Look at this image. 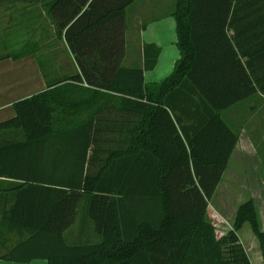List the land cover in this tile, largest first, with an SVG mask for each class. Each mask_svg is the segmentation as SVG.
I'll use <instances>...</instances> for the list:
<instances>
[{
	"label": "trees",
	"instance_id": "1",
	"mask_svg": "<svg viewBox=\"0 0 264 264\" xmlns=\"http://www.w3.org/2000/svg\"><path fill=\"white\" fill-rule=\"evenodd\" d=\"M134 1H52L80 73L16 100L0 121V259L251 264L239 236L248 222L264 264L253 199L222 237L208 214L239 141L225 113L264 95V0H175L180 57L153 83L156 43L143 45V65L122 64ZM80 93L101 102L77 110ZM81 205L98 241L66 237Z\"/></svg>",
	"mask_w": 264,
	"mask_h": 264
},
{
	"label": "rangeland",
	"instance_id": "2",
	"mask_svg": "<svg viewBox=\"0 0 264 264\" xmlns=\"http://www.w3.org/2000/svg\"><path fill=\"white\" fill-rule=\"evenodd\" d=\"M46 2L47 0H0V12L5 13V17L8 18V14H15L16 18H12L13 20L10 19L8 22L11 24L13 22L19 24L21 47L23 45L25 46L23 51L28 50L27 46L32 40V38H29L30 41L27 39L28 28L26 16L30 8L33 12L37 8L41 10H39V19L36 18L37 35H35V41L37 43L34 47L38 48L47 42V38L42 35L48 33L47 27L49 26L51 27L50 35L53 39L52 46L55 47V50L59 53L65 47L63 46V37L59 34L54 20L52 18H44L43 11H46L45 8L48 6ZM174 6L175 0H135L126 11V19L128 22L127 39L129 42L135 43L134 40L137 38L140 25L144 20H148L147 18L150 16L166 14L172 11ZM2 23L3 25L7 24V20H2ZM5 30L7 29L5 28ZM137 42H139L138 38ZM0 54H6V52ZM67 54L68 56L65 55V57L69 59L68 61H71V54L68 52ZM262 97L264 99V95ZM258 98H250L241 104L239 108L237 107L235 114L237 112L239 115L234 116V119L225 113L233 129L239 132V138L243 128L248 132L247 134H249L252 141L251 144L256 148L260 158H257L252 151L247 152L242 147V144L240 145L241 148L236 150L229 161L224 176L209 205V218L215 226L218 237L224 236L233 228L238 207L249 199L254 200L260 225V219H262L261 228L263 227L264 229V104H257L255 111L250 110L252 114H249V110L247 109L252 105V101L255 102ZM78 236L82 240L91 238L93 241H98L100 239L95 232L92 221L86 216L83 205L78 209L75 223L66 232V237L69 242L81 240ZM239 236L240 241L250 257L251 264H263L259 241L248 222L239 231ZM13 240L15 239L13 238Z\"/></svg>",
	"mask_w": 264,
	"mask_h": 264
},
{
	"label": "crops",
	"instance_id": "3",
	"mask_svg": "<svg viewBox=\"0 0 264 264\" xmlns=\"http://www.w3.org/2000/svg\"><path fill=\"white\" fill-rule=\"evenodd\" d=\"M52 1L53 0H47L46 2L48 6L45 8L46 11H43L44 18L53 19L50 11L53 3ZM36 10L33 12L30 8L28 15L26 16L28 28L27 39L30 41L29 38H32L31 42H29L27 46V51L30 53L19 58H17L14 54L21 50L23 51L25 47L24 45L21 47L20 26L14 22L12 24L8 22V20L16 18L15 14H8L7 18L5 17V13L0 12V53L6 52V54H0V121L6 120L15 115L14 102L16 100L45 91L51 88L49 85L50 83H55L62 78L80 73V68L75 60L74 54L70 51L64 38L63 46L65 47L61 50V52L58 53V51L55 50V47L52 46L53 39L50 35V26L47 27L48 33L42 35L47 38V44L43 43L38 48L34 47L37 43V41H35V35H37L36 18L39 19L41 11L38 8ZM172 12L173 10L166 14L155 15L152 17L150 16L147 18L148 20H144L140 25V31L137 36L139 42H137V38H135V43L129 42L127 39V22L126 53L122 62L123 65H143V45L145 43H156L161 49L156 66L151 70H145V80L147 83L159 82L163 78L167 77L173 71L175 63L180 57L177 46L176 20ZM37 14L38 16H36ZM63 14V11L60 12V15ZM4 19L7 20V24L3 25L2 20ZM17 23L19 22L17 21ZM5 28L7 30H5ZM67 52L71 54L70 56H72L71 61H68L69 59L65 57V55L68 56ZM67 82L73 84L78 83L71 79L67 80ZM79 84L80 86L87 88L86 83ZM254 97L259 98L255 100V102L252 101V105L247 108L249 110V114H252L250 110H256L257 104H264L262 95L255 94L251 97V99ZM99 99L101 100V97L98 93L91 96H85L80 93L78 94V100L80 103L75 106V109H82L88 102L92 101L99 104L101 102ZM98 100L99 102H97ZM247 100H244L229 109L226 112L227 115L234 119V116L236 117L239 115L237 112L235 114V109L237 107L239 108L240 105ZM247 133L248 132L245 131L244 128L241 130L240 138L233 154L238 148H241L240 145L243 144L242 147L247 152L252 151L257 158H260L256 148L251 144L252 141ZM251 153H249V155H251ZM260 220L262 226V219ZM262 230H264L263 227ZM0 264H48V262L45 259H34L30 262H14L0 259Z\"/></svg>",
	"mask_w": 264,
	"mask_h": 264
}]
</instances>
